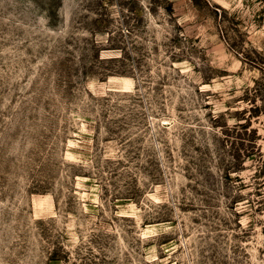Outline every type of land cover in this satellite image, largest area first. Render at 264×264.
I'll list each match as a JSON object with an SVG mask.
<instances>
[{
  "label": "rangeland",
  "instance_id": "374dc122",
  "mask_svg": "<svg viewBox=\"0 0 264 264\" xmlns=\"http://www.w3.org/2000/svg\"><path fill=\"white\" fill-rule=\"evenodd\" d=\"M0 264H264V0H0Z\"/></svg>",
  "mask_w": 264,
  "mask_h": 264
}]
</instances>
